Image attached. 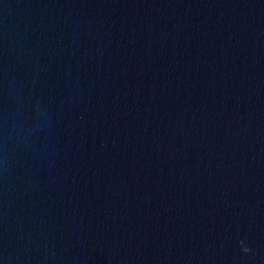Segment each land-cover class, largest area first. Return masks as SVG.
Listing matches in <instances>:
<instances>
[{
    "label": "water",
    "instance_id": "water-1",
    "mask_svg": "<svg viewBox=\"0 0 264 264\" xmlns=\"http://www.w3.org/2000/svg\"><path fill=\"white\" fill-rule=\"evenodd\" d=\"M0 264H264V0H0Z\"/></svg>",
    "mask_w": 264,
    "mask_h": 264
},
{
    "label": "clouds",
    "instance_id": "clouds-1",
    "mask_svg": "<svg viewBox=\"0 0 264 264\" xmlns=\"http://www.w3.org/2000/svg\"><path fill=\"white\" fill-rule=\"evenodd\" d=\"M242 243V242H241ZM244 252H247L248 251V249L247 248H243L242 249Z\"/></svg>",
    "mask_w": 264,
    "mask_h": 264
}]
</instances>
